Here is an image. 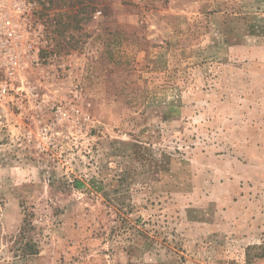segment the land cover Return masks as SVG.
<instances>
[{
	"label": "rangeland",
	"instance_id": "1",
	"mask_svg": "<svg viewBox=\"0 0 264 264\" xmlns=\"http://www.w3.org/2000/svg\"><path fill=\"white\" fill-rule=\"evenodd\" d=\"M38 1L48 101L0 121V264H264V0Z\"/></svg>",
	"mask_w": 264,
	"mask_h": 264
},
{
	"label": "built area",
	"instance_id": "2",
	"mask_svg": "<svg viewBox=\"0 0 264 264\" xmlns=\"http://www.w3.org/2000/svg\"><path fill=\"white\" fill-rule=\"evenodd\" d=\"M40 10L38 0H0V121L43 120L48 98L39 89L44 82L30 79L46 60Z\"/></svg>",
	"mask_w": 264,
	"mask_h": 264
},
{
	"label": "trees",
	"instance_id": "3",
	"mask_svg": "<svg viewBox=\"0 0 264 264\" xmlns=\"http://www.w3.org/2000/svg\"><path fill=\"white\" fill-rule=\"evenodd\" d=\"M164 162V157H160V163ZM160 166V165H159ZM77 187H80V183L76 184ZM33 213L25 214L24 224L20 234L19 243L25 242L24 245L21 247V255L22 258H27L29 256H36L39 254V247L36 241L33 240L31 237V232L35 229L33 222ZM23 244V243H22Z\"/></svg>",
	"mask_w": 264,
	"mask_h": 264
}]
</instances>
